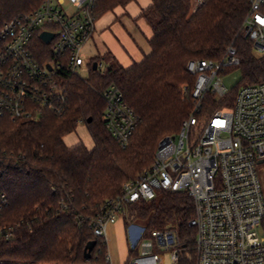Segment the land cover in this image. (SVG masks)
Returning a JSON list of instances; mask_svg holds the SVG:
<instances>
[{
    "label": "trees",
    "instance_id": "16d2710c",
    "mask_svg": "<svg viewBox=\"0 0 264 264\" xmlns=\"http://www.w3.org/2000/svg\"><path fill=\"white\" fill-rule=\"evenodd\" d=\"M131 1L97 0V20ZM194 1L152 0L142 10L154 31L151 54L129 68L114 62L105 70L94 69L89 79L72 77L69 106L62 114L46 111L37 121L0 118V198L5 196L0 228H11L8 239L0 236V264H110L108 242L94 234L92 220L125 182L152 166L161 138L177 133L191 113L196 78L187 62L221 59L233 44L241 63L230 68L241 70L242 83L227 96L230 102L243 85L264 81V56L255 53L253 39L243 31L250 0H207L195 10ZM39 3L0 0V26ZM112 83L140 119L125 147L105 127L103 92ZM185 84L190 88L186 95ZM219 103L206 94V108ZM80 123L87 124L94 148L65 143L64 136ZM132 214L149 219L147 235L176 230L182 247L178 264L196 263V229L189 224L195 205L186 191H160L153 200L132 205ZM91 241L96 243L87 258ZM138 254L129 249L126 263Z\"/></svg>",
    "mask_w": 264,
    "mask_h": 264
},
{
    "label": "built area",
    "instance_id": "2783aa9c",
    "mask_svg": "<svg viewBox=\"0 0 264 264\" xmlns=\"http://www.w3.org/2000/svg\"><path fill=\"white\" fill-rule=\"evenodd\" d=\"M206 1L195 0V8ZM96 4L97 0H40L34 10L0 26V118L37 121L46 111H66L70 80L83 78L79 70L96 30ZM243 31L253 39L255 51L264 54V0H250ZM45 32L52 35L48 42ZM240 63L233 44L221 59L187 62L196 78L191 113L177 133L161 138L152 166L101 205L91 223L96 236L107 240L109 225L123 216L126 205L153 200L160 191L184 190L195 205L189 220L196 229L195 264H264V193L257 172V164L264 162V81L243 85L228 101L231 91L223 73ZM183 91L188 94L189 86L185 84ZM207 93L221 101L213 113L204 105ZM103 97L105 127L125 147L138 128L139 115L116 83ZM4 202L2 196L0 215ZM10 229L0 228V236L8 239ZM151 235L179 263L182 247L176 230L155 229ZM162 261L152 249L126 264Z\"/></svg>",
    "mask_w": 264,
    "mask_h": 264
},
{
    "label": "crops",
    "instance_id": "0c3cea01",
    "mask_svg": "<svg viewBox=\"0 0 264 264\" xmlns=\"http://www.w3.org/2000/svg\"><path fill=\"white\" fill-rule=\"evenodd\" d=\"M151 3L152 0H133L125 7L118 6L102 15L98 19L100 23L96 25L92 39L85 47V53L93 54V57L100 56L102 59L111 56L109 59L111 64L117 62L125 68H129L135 63H141L152 52L150 40L154 37V31L150 23L142 16V10L150 6ZM91 47L96 49L95 53H89ZM97 63L99 66L98 61ZM66 136H64V141ZM79 143L66 144L73 147ZM127 232L124 216L116 223L109 225L107 242L111 256L110 264H113L109 245L111 236L122 233V240L125 243V248L128 249ZM127 255H129V251ZM127 259L128 256L122 260V263L126 264Z\"/></svg>",
    "mask_w": 264,
    "mask_h": 264
},
{
    "label": "rangeland",
    "instance_id": "374dc122",
    "mask_svg": "<svg viewBox=\"0 0 264 264\" xmlns=\"http://www.w3.org/2000/svg\"><path fill=\"white\" fill-rule=\"evenodd\" d=\"M195 1H194V10H195ZM100 22H96V25H98ZM102 49V47H100ZM95 48L91 47L89 53H95ZM87 53V52H86ZM83 52V56L85 57V64L81 67L79 70L80 75L84 79H89L91 72L94 71V63L99 62L98 70H105L106 66L110 65L111 62L107 58H101L99 57H93V54H86ZM255 53L260 56L261 54L256 52ZM264 56V54H262ZM223 80L225 85L227 86L229 91H234L239 85L242 83V73L241 70L236 68H227L225 72L223 73ZM218 105V104H217ZM215 106H211V113L214 112ZM65 142L69 145H73L79 142H83L86 144L87 147L90 149L94 148L95 142L94 139L89 131V128L87 124L80 123L77 127L76 131L73 133L67 135L65 137ZM159 144V143H158ZM257 172L261 180L263 193H264V162L257 164ZM160 192H158L159 196ZM159 198V197H158ZM132 208V205H126L124 208V211L122 215L126 218V221L128 222V249L125 248V243L122 240V233H117L115 236H111L109 240L110 245V252L112 254V262L113 264H124L122 263V260H125L126 256H128L129 249L137 250L139 254L148 253L150 251L155 250L160 253V255L163 257V261L160 264H178L172 259L171 250L167 248H160L157 246V240L151 235L146 234V226L148 223V218L140 217L137 215H130V210ZM148 242H150L148 244ZM119 243V244H118ZM190 257V254L188 255V258Z\"/></svg>",
    "mask_w": 264,
    "mask_h": 264
},
{
    "label": "water",
    "instance_id": "95a60500",
    "mask_svg": "<svg viewBox=\"0 0 264 264\" xmlns=\"http://www.w3.org/2000/svg\"><path fill=\"white\" fill-rule=\"evenodd\" d=\"M51 36H52V35L49 34V33H47V32L43 33V38H44V40H45L46 42H48V41L50 40ZM97 68H98V63L95 62V63H94V69H97ZM91 121H92V118L90 117V118L88 119V122H91ZM95 243H96L95 241H91V242L88 243V245H87V247H86V250H85V255H86L87 258H90V256H91V251H92V249H93Z\"/></svg>",
    "mask_w": 264,
    "mask_h": 264
}]
</instances>
